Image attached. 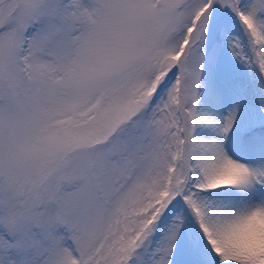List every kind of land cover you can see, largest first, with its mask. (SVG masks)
Instances as JSON below:
<instances>
[{"label":"snow or ice","instance_id":"1","mask_svg":"<svg viewBox=\"0 0 264 264\" xmlns=\"http://www.w3.org/2000/svg\"><path fill=\"white\" fill-rule=\"evenodd\" d=\"M0 264H264V0H0Z\"/></svg>","mask_w":264,"mask_h":264}]
</instances>
